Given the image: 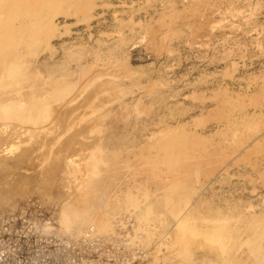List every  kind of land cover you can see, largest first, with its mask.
I'll return each instance as SVG.
<instances>
[{
  "label": "rangeland",
  "instance_id": "374dc122",
  "mask_svg": "<svg viewBox=\"0 0 264 264\" xmlns=\"http://www.w3.org/2000/svg\"><path fill=\"white\" fill-rule=\"evenodd\" d=\"M93 2L88 22H76L73 15L65 23L58 18L57 28L63 33L51 39V49L40 47L30 60L40 66L58 62L69 70L98 64L99 71L100 67L108 72L117 64L114 76L106 73L98 80L111 87L97 93L111 96L101 108L107 119L98 122L100 133L96 126L91 129L93 119L89 126L72 124L75 128L63 132L54 144L50 160L38 156L32 145L10 150L17 134L0 131V196H11L0 203V264H253L246 239L260 244L264 264L263 160L255 155L246 163L232 149L213 175L195 178L187 185L189 191L169 201L168 209L157 206L155 217L143 210L147 201L152 207L160 201L152 185L146 187L148 196H138V207L113 211L121 220L115 242L92 236V231L76 237L59 230L60 206L76 184L66 170L68 159L77 162L86 152L80 146L89 140L114 135L136 140L170 121L210 133L217 122L205 116L217 89L241 94L248 113L264 114L247 101L264 85V0ZM33 89L42 87L35 84ZM93 89L81 96H93ZM263 127L252 139H258ZM119 148L121 155L136 149L129 143ZM182 207L193 216L195 211L215 213L227 221L196 222L213 240L206 242L208 246L200 240L184 247L173 227V215ZM147 225L150 238H140L139 227ZM132 238L137 241L129 245Z\"/></svg>",
  "mask_w": 264,
  "mask_h": 264
},
{
  "label": "bare ground",
  "instance_id": "6f19581e",
  "mask_svg": "<svg viewBox=\"0 0 264 264\" xmlns=\"http://www.w3.org/2000/svg\"><path fill=\"white\" fill-rule=\"evenodd\" d=\"M94 5L93 0H0V131L17 134V142L10 150L24 144L32 145L38 156L50 160L48 154L61 140L63 132L72 131L79 125L89 126L90 119H93L91 129L96 126L94 130L101 132L98 122L107 119V112L101 108L111 96H97V93L111 87L98 80L103 74L113 75L117 64L108 66L111 67L108 72L106 68L99 67V71L95 67L98 61L95 62L97 65L86 64L89 67L83 65L69 70L55 60V65L42 66L30 60L40 47L51 49V39L61 36L63 32L56 24L58 18L64 22L73 15L76 22H88ZM101 82L103 87L96 88ZM35 84L42 90L33 89ZM89 87L94 88L93 96H81ZM224 90L227 89H217L211 94L213 106L205 117L217 123L210 133L194 131L183 121H170L151 127L136 140L114 135L88 139L92 142L81 145L85 154L76 156L77 162L74 157L68 159L66 168L68 173L72 172L76 184L60 206L57 222L62 234L79 237L92 231V236L115 242L118 240L114 239L115 228L121 220L112 215L113 211L138 207V196H148L150 191L147 192L146 187L152 185L160 201L158 199L154 207L147 201L143 210L155 217L157 206L168 209L169 201L189 191L187 185L195 178L213 175L231 149L237 150L238 160L246 163L252 156L257 155V159L260 156L263 170L259 174L263 176L264 127L258 139L252 137L259 133L260 126H264V114L248 113L241 94ZM250 96L247 101L259 112L264 110V85L254 89ZM261 121L263 125H260ZM74 123L75 127L72 126ZM127 143L136 149L121 155L119 147ZM10 198L0 196V203ZM171 211L175 212L174 209ZM189 211L182 207L173 215L175 238L184 247L213 240L197 228L196 222L227 221L226 217L215 216V213L198 215L195 211L197 215L193 216ZM139 230L142 232L140 238H150V225L140 226ZM137 238L128 239L129 245ZM215 243L220 245L218 239ZM244 243L253 264H262L260 244L250 239Z\"/></svg>",
  "mask_w": 264,
  "mask_h": 264
}]
</instances>
